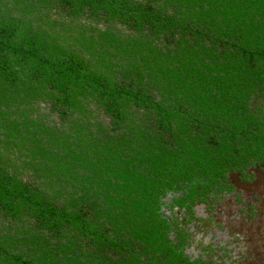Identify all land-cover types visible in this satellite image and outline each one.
Wrapping results in <instances>:
<instances>
[{
  "label": "trees",
  "instance_id": "trees-1",
  "mask_svg": "<svg viewBox=\"0 0 264 264\" xmlns=\"http://www.w3.org/2000/svg\"><path fill=\"white\" fill-rule=\"evenodd\" d=\"M263 99L264 0H0V264H190Z\"/></svg>",
  "mask_w": 264,
  "mask_h": 264
},
{
  "label": "rangeland",
  "instance_id": "rangeland-1",
  "mask_svg": "<svg viewBox=\"0 0 264 264\" xmlns=\"http://www.w3.org/2000/svg\"><path fill=\"white\" fill-rule=\"evenodd\" d=\"M261 104L264 106V99ZM248 172L253 176L247 180L238 173H229L235 190L219 194L218 202H198L194 210L204 221L200 224L204 228L220 222L221 227L214 231L218 235L215 240L232 243L231 247H237L233 252L246 256V264H264V170L254 166Z\"/></svg>",
  "mask_w": 264,
  "mask_h": 264
},
{
  "label": "flooded vegetation",
  "instance_id": "flooded-vegetation-1",
  "mask_svg": "<svg viewBox=\"0 0 264 264\" xmlns=\"http://www.w3.org/2000/svg\"><path fill=\"white\" fill-rule=\"evenodd\" d=\"M194 205L193 211L189 210L184 215H180L172 223L173 228L169 231V237L176 239L178 252H181L191 262L190 264L194 262L195 264H246L244 261L246 256L238 254L237 251L233 252L237 247H231L232 243L215 240L218 235L214 231L216 227H221L220 222L213 226L208 224L205 228L200 225L204 224V221H201L195 213ZM167 215H171L170 210H167ZM208 219L212 218L208 217ZM179 227L183 238L180 241L177 238Z\"/></svg>",
  "mask_w": 264,
  "mask_h": 264
}]
</instances>
